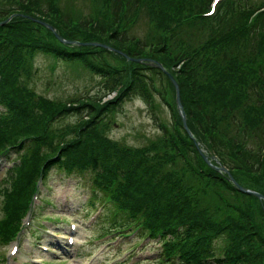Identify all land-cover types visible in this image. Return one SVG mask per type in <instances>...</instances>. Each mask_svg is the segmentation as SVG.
<instances>
[{"label":"trees","instance_id":"16d2710c","mask_svg":"<svg viewBox=\"0 0 264 264\" xmlns=\"http://www.w3.org/2000/svg\"><path fill=\"white\" fill-rule=\"evenodd\" d=\"M134 1L115 0L113 7L117 6L100 16L107 20L92 14L85 22L62 13L58 19L56 0H0V20L16 14L13 22L0 27V73L6 76L0 82V93L7 97L6 110L1 112L6 117H2L0 127L9 135L7 144L15 145V140L20 139L33 145L36 167L56 155L62 148L59 145L66 142L57 141V131L40 105V110L34 111H26L23 106L31 99L37 102L36 92L29 86L33 76L38 75V67L35 69L33 63L37 53L81 62L105 80L107 93L124 86L123 95L137 92L152 106L154 96L165 92L157 85L161 76L168 79L174 97L175 88L159 67L136 63L133 73L117 68L104 60L107 50L98 52L92 47L63 44L49 29L20 14L36 13L56 26L63 37L80 42L93 41L92 36L105 39L110 33L109 38L114 45L118 41L120 48L135 43L137 52H126L139 57L151 44L121 26L128 19L126 7ZM144 1L138 0L143 5ZM212 1L194 2L177 16L170 15L177 12L171 3L163 0L160 9L159 4L155 5L152 19L165 37L154 44L162 45L156 51L179 82L188 124L195 137L242 184L240 175L245 172L264 175V4L222 0L214 14L209 15ZM47 2L49 9L43 6ZM151 2L155 4L157 0ZM8 5L10 8L6 9ZM136 11L138 8L133 10L132 17ZM213 23L215 30L204 45L184 42L181 33L185 34L186 29ZM71 26L90 32L89 38L82 37L83 33ZM20 28L27 33H21ZM101 100L100 96L97 101ZM178 124L182 128L181 118ZM182 143L195 159L194 167L188 163L190 177L204 181V185L208 182L206 187L188 181L182 171H166L162 162H157L144 148L125 154L124 150L110 147L111 154L104 161L92 155L95 183L116 206L117 215L108 220L107 231L139 230L159 239L163 260L170 264H264V209L260 200L232 187L225 175L203 160L193 140L188 138ZM116 157L121 159L113 171L110 161ZM25 166L30 168V161ZM125 178L127 182H123ZM255 189L264 193L262 184ZM30 191L31 187L20 198L23 207L27 206ZM227 192L236 198L233 203Z\"/></svg>","mask_w":264,"mask_h":264},{"label":"rangeland","instance_id":"374dc122","mask_svg":"<svg viewBox=\"0 0 264 264\" xmlns=\"http://www.w3.org/2000/svg\"><path fill=\"white\" fill-rule=\"evenodd\" d=\"M162 1L157 0L154 4L151 0H145L143 5L135 0L131 2L128 11L129 15L132 9L140 6L134 23L129 27V32L141 36L144 42L151 44V46L148 44L144 55L155 60H164L161 53L156 51L159 50V45L154 42L164 40L165 34L162 35V31L155 25L151 12L154 11L157 4L160 9ZM164 1L166 4L171 3L177 10V12H170V15L177 16L184 9L187 10V7L191 6V2L196 0ZM56 2V7L67 18L74 17V19L85 22L92 14L99 17L104 16L117 6L115 4L113 7L115 0H112L109 5L105 4L104 0H56ZM43 6L47 8L48 2ZM5 8L9 9L10 6ZM101 19L102 21L107 20V18ZM55 20L54 22H57ZM213 27H216L214 23L194 26L191 29H186L187 32L181 33V36L186 44L197 42L194 45H204L210 38ZM71 28L83 33L82 37L89 38L90 32H83L81 28L74 26ZM19 30L21 33H27L24 28ZM109 35L110 33L105 39H95L92 36V40L105 42L119 48L120 43L117 41L114 45L115 43L113 39L109 38ZM181 44L183 42L179 45ZM122 48L126 51L137 52L135 43L124 44ZM112 53H109L107 57L114 66L131 68L136 64V62L129 61L113 51ZM37 58L40 71L36 77L35 91L45 96L48 101L35 102L30 106L40 105L46 116L52 114L51 110H54V105L51 102H55V100L61 103L66 100L75 101L76 99L80 100V96H91L92 100H96L103 94L100 90L101 79L92 74L81 62H57L51 56L43 54ZM167 80L165 78L162 82L158 81L161 91H165L167 96H165V100H162V97L161 100L156 97L158 102L153 108L137 92L122 101L111 103L99 113L96 118L98 121L94 123V126L84 132L79 137V141L65 151L66 156L76 159L87 158V152L105 148L114 143L133 150L144 148L157 162H162L166 171H182V176L188 181L197 182L199 186L204 185V182H199L198 179L191 178L189 175L188 163L191 162L190 166L194 167L195 159L181 142L180 136L182 135V138L184 135L187 136L183 129L181 131V127L175 120L180 116L175 103L174 91L169 88L170 84L168 86ZM122 88L115 93L120 92ZM116 96L117 94L110 99H114ZM76 104L78 105L79 102L76 101ZM96 112L88 117L92 118ZM84 114V111L81 114L67 113L61 119H55L53 126L59 127V130H62L61 133L68 138L75 137L76 133L73 132V129L80 124L83 126V122L87 118L81 119ZM79 119H81L80 123ZM160 123L167 126L166 131L161 129ZM0 139L6 140V135L2 131H0ZM175 139L177 144L174 146L171 142ZM173 148L177 152L173 151ZM27 154L28 152L25 153V155ZM15 157L14 155L13 158ZM6 167L0 166V180L5 175ZM65 173L59 168L51 169L47 173L48 181L46 184L41 183L38 188L34 205L26 219L21 237L8 246L0 241V264H158L154 254L159 248L157 244L146 242L140 245L141 249H137L133 246L136 241L132 239L130 241L122 239L115 241L116 235H107L101 228V223H98L99 220L94 219L96 215L87 217L84 208L89 206L87 197L91 195L88 187L90 183L86 184L88 175L80 178ZM240 177L244 182L242 184L247 187H259L262 184L264 188V175L261 173L245 172ZM123 182H127L126 178L123 179ZM219 189L223 191L222 188ZM226 196L232 203L236 200L230 192H227ZM4 199V191H1L0 222L6 217L5 211L2 210ZM78 204L80 205L78 206ZM97 207L102 211L100 205ZM233 214L235 215L236 212ZM46 228L48 231H44ZM133 258L136 260L134 261Z\"/></svg>","mask_w":264,"mask_h":264},{"label":"water","instance_id":"95a60500","mask_svg":"<svg viewBox=\"0 0 264 264\" xmlns=\"http://www.w3.org/2000/svg\"><path fill=\"white\" fill-rule=\"evenodd\" d=\"M41 23H43L44 25L48 26L49 28H51V29L56 33V29H55L52 25H50V24H48V23H46V22H42V21H41ZM56 34H57V36H58L61 40H64V39H63L58 33H56ZM89 44L100 45L99 43H93V42H92V43H89ZM101 45H102V44H101ZM103 46L107 47L106 45H103ZM109 48H110V47H109ZM117 51H119V50H117ZM119 52L125 54V53L122 52V51H119ZM134 60L142 61V59H134ZM159 66L163 68V66H162L161 64H159ZM168 75L170 76V78H171V80H172V82L174 83L175 88H176V97H177V98H176V101H177V105H178V107H179L180 113L182 114L184 127H185V129L188 131L189 135H190L191 137H193V134L191 133V131L189 130V127H188V125H187L186 115H185V113H184V111H183V105H182V102H181V92H180V86H179V83H178L177 80L173 77V75H171L170 73H168ZM193 139H194V138H193ZM194 140H195V139H194ZM199 149H200V148H199ZM200 152L202 153L204 159H205L209 164H211V162L209 161L208 157H207L205 154H203V152H202L201 149H200ZM212 166H213V165H212ZM217 169L220 170V171L223 170V171L227 172V173L229 174V179H230V181H232V182L234 183V185H235L240 191L245 192V193H248V194H253V195L257 196L258 198H260L261 200H264V195H262L261 193H259V192H257V191H254V190H251V189H248V188H246V187L240 185V184L236 181V179L230 174L229 170H228L226 167H224V166H222V167H217Z\"/></svg>","mask_w":264,"mask_h":264}]
</instances>
